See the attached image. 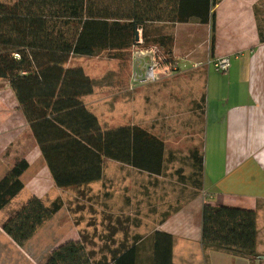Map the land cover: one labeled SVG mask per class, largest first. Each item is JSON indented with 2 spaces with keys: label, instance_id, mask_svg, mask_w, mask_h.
Masks as SVG:
<instances>
[{
  "label": "trees",
  "instance_id": "obj_1",
  "mask_svg": "<svg viewBox=\"0 0 264 264\" xmlns=\"http://www.w3.org/2000/svg\"><path fill=\"white\" fill-rule=\"evenodd\" d=\"M217 0H15L0 1V78L9 80L31 130L59 186L98 180L107 159L142 171L162 174L164 140L137 125L104 127L83 96L97 81L73 56L109 51L113 57L131 50L139 27L147 43L172 53L174 37L160 24L210 23L213 45ZM151 26L157 29L151 28ZM158 27L160 30H158ZM211 45V46H212ZM194 166L204 171V154L194 153ZM30 164L18 161L0 180V210L23 188ZM197 186H202L200 180ZM32 196L4 223V231L24 246L61 208ZM257 213L253 209L205 204L202 243L205 248L236 256L257 255ZM154 264L173 261L172 234L155 231ZM88 249L82 239L57 246L45 264H135L137 241L121 243L109 254Z\"/></svg>",
  "mask_w": 264,
  "mask_h": 264
},
{
  "label": "crops",
  "instance_id": "obj_2",
  "mask_svg": "<svg viewBox=\"0 0 264 264\" xmlns=\"http://www.w3.org/2000/svg\"><path fill=\"white\" fill-rule=\"evenodd\" d=\"M217 1L213 45L211 24L203 23L197 17L187 22L160 24L163 32L171 33L174 37V55L185 57V61L192 55L198 61L208 59L199 68L191 66L183 71H187L185 76L193 75L194 80L197 79L196 83L202 77L200 84L204 99V171L201 180L211 199H203L202 194L194 196L168 215L147 236L137 240L135 264H154V233L157 230L173 235V261L176 264H264V0ZM200 48H205L206 53L200 55ZM222 56L231 58L230 67L225 71H219L214 66L215 59ZM224 89L227 97L223 101L219 94ZM95 94L94 91L83 96L85 105L93 112L91 104L99 100L98 97L92 98ZM26 129L31 134L29 142ZM28 146L35 148L33 158L27 154ZM21 159H27L30 166L21 177L24 188L10 202L19 197L25 188L29 198H43L53 185L63 189L102 187L106 178L107 161L104 163L103 175L98 180L68 186L57 185L16 98L13 113L0 117V180ZM113 162L137 169L116 160ZM37 164L42 169L37 168V173L26 180L28 171ZM107 203L109 202L102 200V211L108 216L114 214L116 218L118 212ZM205 204L228 205L256 211L258 235L255 257L245 258L204 247L202 212ZM17 210H8L9 215L5 221ZM5 221L0 226V264H32L24 253V246L32 238L24 246L18 245L4 231ZM80 239L88 249L95 250L88 245L87 236L83 235L75 240ZM68 240L70 238L54 244L42 264H45L54 248Z\"/></svg>",
  "mask_w": 264,
  "mask_h": 264
},
{
  "label": "rangeland",
  "instance_id": "obj_3",
  "mask_svg": "<svg viewBox=\"0 0 264 264\" xmlns=\"http://www.w3.org/2000/svg\"><path fill=\"white\" fill-rule=\"evenodd\" d=\"M200 49V55L206 53L205 48ZM195 59L192 55L183 61L182 68L191 67L192 62H198L196 68H199L208 61ZM70 64L83 66L86 73L98 81L92 98L99 100L91 104V108L104 127L137 124L164 140L165 169L160 176L148 175L107 159L102 187L63 189L53 185L42 199L46 203L62 200V211L47 221L24 246V253L32 264H42L57 242L83 235L87 236L88 245L95 248L97 257L108 255L109 249L117 244H132L147 236L194 196L202 194L203 199H211L207 188L197 186L202 174L198 173L193 159V154L203 153L204 148L202 77L196 83L193 75L185 76L187 71L181 70L166 80L131 87V50L117 57L109 51L93 56H74ZM219 97L224 101L227 91L222 90ZM15 101L9 80L0 78V117L13 113ZM26 131L29 142L31 134L28 129ZM27 148L28 156L33 158L35 148ZM37 168L42 169L41 165H34L25 179H31ZM29 197L25 188L13 199L0 212V226L9 215L8 210L22 207ZM102 200L116 209L119 214L116 218L114 214L108 216L102 211Z\"/></svg>",
  "mask_w": 264,
  "mask_h": 264
},
{
  "label": "built area",
  "instance_id": "obj_4",
  "mask_svg": "<svg viewBox=\"0 0 264 264\" xmlns=\"http://www.w3.org/2000/svg\"><path fill=\"white\" fill-rule=\"evenodd\" d=\"M138 38L131 46V87H138L149 83L166 80L181 70L185 57L166 53L158 44L147 43L144 36V28L139 27ZM231 58L229 56L218 57L214 66L219 71L229 69ZM193 68L199 66L198 62H192Z\"/></svg>",
  "mask_w": 264,
  "mask_h": 264
},
{
  "label": "water",
  "instance_id": "obj_5",
  "mask_svg": "<svg viewBox=\"0 0 264 264\" xmlns=\"http://www.w3.org/2000/svg\"><path fill=\"white\" fill-rule=\"evenodd\" d=\"M136 38H138V31L136 32Z\"/></svg>",
  "mask_w": 264,
  "mask_h": 264
}]
</instances>
